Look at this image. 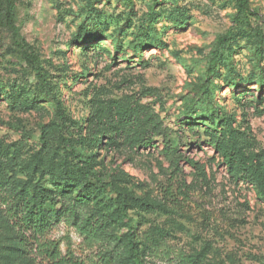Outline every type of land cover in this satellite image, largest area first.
<instances>
[{
  "label": "rangeland",
  "instance_id": "1",
  "mask_svg": "<svg viewBox=\"0 0 264 264\" xmlns=\"http://www.w3.org/2000/svg\"><path fill=\"white\" fill-rule=\"evenodd\" d=\"M0 153L114 232L264 264V0H0Z\"/></svg>",
  "mask_w": 264,
  "mask_h": 264
},
{
  "label": "trees",
  "instance_id": "2",
  "mask_svg": "<svg viewBox=\"0 0 264 264\" xmlns=\"http://www.w3.org/2000/svg\"><path fill=\"white\" fill-rule=\"evenodd\" d=\"M5 13L9 27L16 33L11 5ZM226 144L232 158L235 144ZM18 158L7 160L0 153V214L9 227L8 235L32 264H201L192 255L151 235L140 242L124 206L120 207L122 216L130 227L118 233L103 215L89 212L85 197L69 198L66 192L54 191L44 181H37L28 191L18 184ZM80 170L86 179L96 178L87 167ZM107 186L101 183L104 189ZM62 226L66 235L56 236ZM72 234L77 241H73Z\"/></svg>",
  "mask_w": 264,
  "mask_h": 264
}]
</instances>
